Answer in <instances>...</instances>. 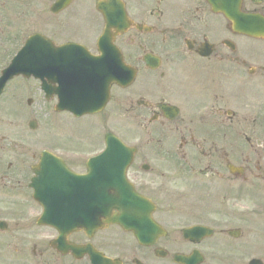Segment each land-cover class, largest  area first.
Masks as SVG:
<instances>
[{"label":"flooded vegetation","instance_id":"1","mask_svg":"<svg viewBox=\"0 0 264 264\" xmlns=\"http://www.w3.org/2000/svg\"><path fill=\"white\" fill-rule=\"evenodd\" d=\"M236 12L264 0H0V264H264V23ZM109 134L157 234L74 227L121 197Z\"/></svg>","mask_w":264,"mask_h":264},{"label":"water","instance_id":"2","mask_svg":"<svg viewBox=\"0 0 264 264\" xmlns=\"http://www.w3.org/2000/svg\"><path fill=\"white\" fill-rule=\"evenodd\" d=\"M236 16L234 19L235 21H238L240 19V16L235 13ZM239 22V21H238ZM262 20H258L256 18H254V16H249V18H246L245 20H242V22L238 23L237 25V29H239L241 32H244L247 35H251V36H260V31L262 28ZM128 71L127 69L124 68V75L127 74L128 75ZM129 79V76H128ZM130 80V79H129ZM127 83L129 81H126ZM125 82V83H126ZM107 143H108V148L112 149V148H117L119 149L118 153L116 154L119 157H123V158H129L126 162L123 161L122 166H118L115 170L125 174L126 168L129 166V164L131 163V159H132V152L129 151V149L121 144L119 141L114 142V140L110 139V137L107 138ZM122 191L121 193L119 192V194L123 195V199L120 200L119 202H103V204H101L100 206L104 207L105 205L107 206V209H99L96 208L94 209L95 213H101L100 214V219H104L105 221L108 220L107 219V211H109L108 209L111 208L112 206H114L118 211L123 212L124 214H122L121 216H118L116 219H112V222H116L118 224H120L122 227L126 228V229H130L132 230L134 228V225L137 223H140V226L137 227L139 230H141L144 225L141 224V222H143V220L141 219V216H138V213H135V210L141 209V211L143 212L145 210V208H147L142 202H134L131 201L130 199H128V197L130 196H134V193L131 191L130 187L128 188V186L126 184L122 185ZM121 195V196H122ZM143 205V206H142ZM93 213V210L91 211ZM92 222H88V218L85 220L83 219H76L74 220V225L80 226V227H89L91 230H95L97 228H100L102 226V222H99V219H94L93 215L91 216ZM148 219V218H147ZM144 219V221L149 222L150 226L152 225L151 221ZM51 221V220H48ZM85 225V226H84ZM138 231V230H137Z\"/></svg>","mask_w":264,"mask_h":264},{"label":"rangeland","instance_id":"3","mask_svg":"<svg viewBox=\"0 0 264 264\" xmlns=\"http://www.w3.org/2000/svg\"><path fill=\"white\" fill-rule=\"evenodd\" d=\"M125 127H130L129 124H123V128ZM126 133H128V131L126 129H124V136L127 137Z\"/></svg>","mask_w":264,"mask_h":264}]
</instances>
